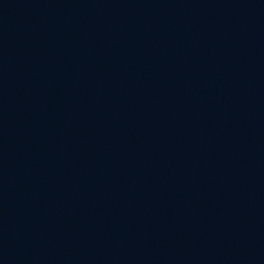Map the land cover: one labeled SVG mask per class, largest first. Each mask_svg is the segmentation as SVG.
Listing matches in <instances>:
<instances>
[{"label": "water", "instance_id": "water-1", "mask_svg": "<svg viewBox=\"0 0 264 264\" xmlns=\"http://www.w3.org/2000/svg\"><path fill=\"white\" fill-rule=\"evenodd\" d=\"M0 264H264L46 0H0Z\"/></svg>", "mask_w": 264, "mask_h": 264}]
</instances>
